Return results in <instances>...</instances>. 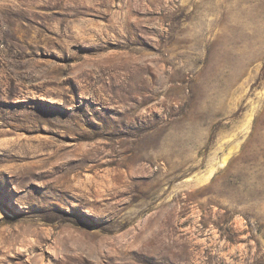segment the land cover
<instances>
[{
	"label": "rangeland",
	"instance_id": "374dc122",
	"mask_svg": "<svg viewBox=\"0 0 264 264\" xmlns=\"http://www.w3.org/2000/svg\"><path fill=\"white\" fill-rule=\"evenodd\" d=\"M0 264H264V0H0Z\"/></svg>",
	"mask_w": 264,
	"mask_h": 264
},
{
	"label": "bare ground",
	"instance_id": "6f19581e",
	"mask_svg": "<svg viewBox=\"0 0 264 264\" xmlns=\"http://www.w3.org/2000/svg\"><path fill=\"white\" fill-rule=\"evenodd\" d=\"M111 134H113V133H111ZM24 170V169H23ZM29 172V171H28ZM32 173V172H31ZM24 174V173H23ZM22 174V175H23ZM29 173H27V175H28ZM19 176V177H23V176ZM31 175V174H30ZM76 178V177H75ZM5 179V178H4ZM19 178H18V176H13V177H10V179H9V181H11L12 183L14 182V183H16V181L18 180ZM27 179V178H26ZM20 180V179H19ZM18 182V181H17ZM64 182V181H63ZM70 184V183H69ZM73 185V184H72ZM33 215V214H32ZM44 218V217H43ZM42 218V219H43ZM48 220V219H47ZM40 234V233H39Z\"/></svg>",
	"mask_w": 264,
	"mask_h": 264
}]
</instances>
